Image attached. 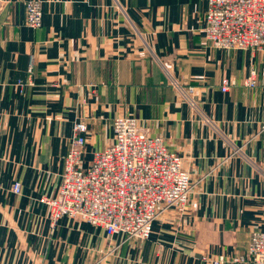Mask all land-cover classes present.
I'll return each instance as SVG.
<instances>
[{
  "label": "crops",
  "instance_id": "crops-1",
  "mask_svg": "<svg viewBox=\"0 0 264 264\" xmlns=\"http://www.w3.org/2000/svg\"><path fill=\"white\" fill-rule=\"evenodd\" d=\"M27 1L0 0V264H236L264 231V51L212 48L209 0H40V29ZM225 78L238 81L227 93ZM118 116L184 158L187 208L144 242L69 217L52 230L40 200L58 193L75 124L89 127L87 163Z\"/></svg>",
  "mask_w": 264,
  "mask_h": 264
},
{
  "label": "built area",
  "instance_id": "built-area-1",
  "mask_svg": "<svg viewBox=\"0 0 264 264\" xmlns=\"http://www.w3.org/2000/svg\"><path fill=\"white\" fill-rule=\"evenodd\" d=\"M204 22L203 31L212 48L264 51V0H209ZM26 25L42 27L40 0L27 1ZM34 70L31 58L30 77ZM28 84L33 85V79ZM241 84L257 87L258 74L252 72ZM237 85L236 79L225 78L221 91L227 93ZM194 90L189 87L186 92L192 103ZM112 130L110 144L94 151L86 163L89 127L83 119L75 124L58 193L40 200L49 209L52 230L62 218L69 217L103 228L108 237L122 235L127 241L144 242L150 239L153 223L163 212L186 209L192 194L191 177L182 157L171 152L161 136L142 131L135 117H116ZM12 192L22 193L20 182L13 184ZM224 262L221 257L212 264ZM232 262L264 264V232H254L246 252Z\"/></svg>",
  "mask_w": 264,
  "mask_h": 264
},
{
  "label": "rangeland",
  "instance_id": "rangeland-1",
  "mask_svg": "<svg viewBox=\"0 0 264 264\" xmlns=\"http://www.w3.org/2000/svg\"><path fill=\"white\" fill-rule=\"evenodd\" d=\"M41 2H42V1H41ZM42 6H43V2H42ZM204 23H205V22H204ZM214 49H215V48H214ZM218 50H220V49H218ZM247 51H250V50H247ZM250 52H251V51H250ZM252 53H253V52H252ZM255 53H256V52H255ZM175 85H176V84H175ZM243 86H244V85H243ZM244 87H245V86H244ZM223 93H224V92H223ZM188 94H189V93H188ZM112 131H113V130H112ZM147 134H148V133H147ZM149 135H150V134H149ZM162 138H163V137H162ZM109 144H110V143H109ZM109 144H108V145H109ZM171 152H173V151H171ZM173 153L178 154L177 152H173ZM178 155H180V154H178ZM180 156H181V155H180ZM181 157H182V156H181ZM182 159H183V166H184V169L187 170L186 167H185V165H184V158L182 157ZM187 171H188V170H187ZM188 172H189V171H188ZM189 174H190V172H189ZM190 177H191V174H190ZM192 191H193V183H192V180H191V193H192ZM190 197H191V196H190ZM189 202H190V198H189ZM189 202H188V204H189ZM187 206H188V205H187ZM186 208H187V207H186ZM157 219H158V218H157ZM157 219H156V220H157ZM156 220H155V221H156ZM155 221H154V222H155ZM153 224H154V223H153ZM94 227H95V226H94ZM99 228H100V227H99ZM101 229H103V228H101ZM258 231H260V230H258ZM254 232H256V231H254ZM254 232H253V233H254ZM262 232H264V231H262ZM253 233H252V235H253ZM252 235H251L250 241H251V239H252ZM250 241H249V243H250ZM249 243H248V245H249ZM248 245H247V247H248ZM247 247H246V250H247ZM246 250H245L242 254H244V253L246 252ZM242 254H240V255H242ZM240 255H238V256H240ZM238 256H235V257H238ZM235 257H234V258H235ZM219 258H221V257H219ZM219 258H218V259H219ZM234 258H233V259H234ZM223 259H224L225 262H226V259H225L224 257H223ZM233 259H231V261H230L231 263H233V262H232ZM212 262H213V261H212ZM225 262H224V263H225Z\"/></svg>",
  "mask_w": 264,
  "mask_h": 264
}]
</instances>
